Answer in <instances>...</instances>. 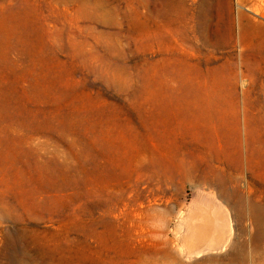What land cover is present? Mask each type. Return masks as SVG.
Instances as JSON below:
<instances>
[{
    "label": "rangeland",
    "instance_id": "rangeland-1",
    "mask_svg": "<svg viewBox=\"0 0 264 264\" xmlns=\"http://www.w3.org/2000/svg\"><path fill=\"white\" fill-rule=\"evenodd\" d=\"M200 1L0 0V264H264V0Z\"/></svg>",
    "mask_w": 264,
    "mask_h": 264
},
{
    "label": "bare ground",
    "instance_id": "bare-ground-1",
    "mask_svg": "<svg viewBox=\"0 0 264 264\" xmlns=\"http://www.w3.org/2000/svg\"><path fill=\"white\" fill-rule=\"evenodd\" d=\"M172 1L173 0H164V2L167 5H169V6H170ZM199 6L200 7H206V6L208 7V6H210V0H201L200 3H199ZM168 15L171 17V15H172L171 10H168ZM250 213L252 215V218L254 219L256 228L258 230L256 238H257V240H259L264 235V211H263V209H261V208H259L257 206H254V207L251 208Z\"/></svg>",
    "mask_w": 264,
    "mask_h": 264
}]
</instances>
